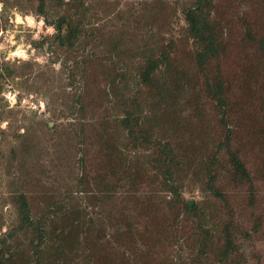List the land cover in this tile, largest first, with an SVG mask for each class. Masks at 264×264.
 I'll list each match as a JSON object with an SVG mask.
<instances>
[{"label": "rangeland", "instance_id": "rangeland-1", "mask_svg": "<svg viewBox=\"0 0 264 264\" xmlns=\"http://www.w3.org/2000/svg\"><path fill=\"white\" fill-rule=\"evenodd\" d=\"M59 1L44 0L41 13L39 0H4L5 13L16 7L46 25L63 13L80 25L71 46L26 34L36 56L52 53L44 64L0 63V91L45 102L38 117L0 96V120L9 131L26 128L15 140L0 132V213L8 204L17 224L27 205L44 221L40 232L58 238L63 228L71 243L36 254V221L19 231L13 221L0 264L41 256L48 264H264V0H198L216 40V55L201 65L203 44L184 16L195 0ZM0 22L13 27L5 14ZM148 58L159 61L145 84L138 74ZM127 110L137 124L123 127ZM164 177L179 193L171 203Z\"/></svg>", "mask_w": 264, "mask_h": 264}, {"label": "trees", "instance_id": "trees-1", "mask_svg": "<svg viewBox=\"0 0 264 264\" xmlns=\"http://www.w3.org/2000/svg\"><path fill=\"white\" fill-rule=\"evenodd\" d=\"M59 2L62 3L61 0ZM43 7H44V0H39V3H38V9L39 10L38 11L43 13V11H42ZM200 7H201V5H200L198 0L193 1L190 5H188V7L186 9H184V16H185L186 21H187L186 31H187V34L189 35V37H193V38H195V40L198 43L203 44L201 50H199L197 52V63L201 65V64H204L208 60V58L216 55V53H215V51H216V40L214 37H212L210 28H209L208 23H207L208 19L206 17V13H201ZM63 22L68 23V26L66 27V32L64 34L61 33V25ZM53 24H55V26L57 28V33H58L54 37L55 40H57V42L59 44H67L68 46H71L74 43L77 34L79 33L78 27L80 25V22H76L75 24H70L69 18L67 16H65L63 13H61L58 16L57 20H55V22H53ZM167 59H168V56H166L165 54H162V58L160 61L166 62ZM158 61L159 60H157V59H149L148 58L147 62L144 64V68L142 70L141 69L139 70L138 75H139L140 80L143 83L146 84L147 80L151 79L149 74L158 66L157 65ZM118 77L120 78V81H122V78L124 77V72H120L118 74ZM113 81H114V78L111 79V83H113ZM164 84H166V83H164ZM219 92H220L219 88L216 87L215 92H214V96L219 101V103H222ZM123 113H124V117L119 120L123 127H127V126L129 127L130 124H137L136 117L132 118V113H134L133 110H127V111H124ZM146 137H149V136H146ZM113 142H115V140H113ZM133 143L134 144H132V148L136 147L135 146L136 143L135 142H133ZM158 145H159V143H158ZM118 146H120L119 143H117L116 148H118ZM166 146H167L166 144L162 145V147H164V150L166 149ZM118 152L121 153L120 149H117V153ZM165 152L169 153L170 151L165 150ZM231 158H232L231 162H232L234 168L243 174V168H242V165L240 164V162L238 160L234 159L232 156H231ZM153 161H155V163H159L160 159H154ZM122 163H124V162H122ZM124 164H126V163H124ZM122 166H124V165H122ZM127 166H129V164ZM136 172H138V170ZM123 173H124V170H123ZM164 174H166V176L172 175L170 170H167V168L164 170ZM162 186L164 189H162L160 191H166V192L171 194V199H169V201L167 200L168 203L169 202L171 203V202L175 201L177 198H179V193L177 191L176 186H174L171 182H166L165 177H164V182H163ZM57 200H55V197H54L52 201H54V203H55V201H57ZM187 205H188V202H186L185 208L189 207ZM26 206H24V207L18 206L17 216L19 218H18L17 224L14 221V223L16 225L13 224L12 230L13 231H19L21 229H25L26 226L30 227L32 225V222L36 221V239H37L36 254H38V253H41L42 255L43 254H45V255L49 254L48 257H51L52 254H58V253L62 252V249L65 248L64 247L65 244L71 243L69 241L66 242V239H65V238L68 239L70 237V234L68 235V233L66 232V235H65L63 228H60L58 230V232L61 231V234L59 233L58 238L57 237L52 238L50 236L47 237L46 235H44L45 231H46L45 228H42V231H41L42 233L40 232L42 224L44 223L42 217H40V216L38 217L36 215V218H37L36 220H35V217H30ZM191 208H193V207H191ZM74 220H75V224H74ZM74 220H73V222H71V225L75 226V228L77 226H81V223L77 222V217L74 218ZM53 230H56V229L53 228L51 231L52 233L54 232ZM46 232H48V230ZM72 236L74 237V235H72ZM8 237L12 238V235L8 234ZM75 238H76V236H75ZM229 247H230L229 242L226 243V245H224L225 249L223 250V253H221L222 256H225V254L229 250ZM47 252H48V254H47ZM36 259L39 260V264H48L47 262H44V258H42V256L40 258L36 257Z\"/></svg>", "mask_w": 264, "mask_h": 264}, {"label": "clouds", "instance_id": "clouds-1", "mask_svg": "<svg viewBox=\"0 0 264 264\" xmlns=\"http://www.w3.org/2000/svg\"><path fill=\"white\" fill-rule=\"evenodd\" d=\"M67 3L68 0H65V4ZM0 14L7 15L8 23L13 26L11 29L0 27V37H4L3 41L0 42V49L4 47L5 43L9 48L8 54L6 56L0 57V63L16 61L26 62L30 58L34 59L35 62L40 64L47 62L49 57L52 56V53L46 57L36 56L37 49L33 47L31 42H26V34L31 33V41L36 42L41 41L44 36H50L54 38L58 34L55 24L46 25L45 18L42 15L37 18V16L32 13L23 14L16 7L10 8L9 12L5 13L4 0H0ZM32 29H35V31H32ZM17 35L20 36V44L18 45L17 40L15 39ZM13 45H16L14 50L12 49ZM44 47L48 48V45L45 44ZM29 49L31 52L28 51ZM16 58L20 59L18 60ZM52 66L57 71H59L62 67V61H57ZM18 95V92L13 93L0 91V96H3V98L7 101L8 108H12L17 103H20L21 106H28L32 111H36L38 117L45 110L44 100L41 99L38 102H30L28 98H22L20 101H18ZM13 131H15L16 136H23L26 133V128L20 127L18 132L15 129L9 131V120H0V132H3L5 136H7L8 140H15V137L12 135ZM169 199H171V197H169ZM15 218L16 213L14 209H12V213L9 215L8 204H4V211L3 213H0V219L3 220V223H0V238H3L7 235Z\"/></svg>", "mask_w": 264, "mask_h": 264}]
</instances>
